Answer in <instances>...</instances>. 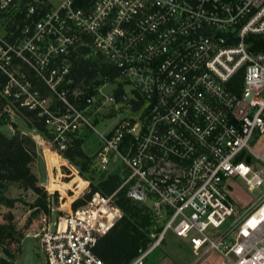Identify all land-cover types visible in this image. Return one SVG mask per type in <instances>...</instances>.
I'll return each instance as SVG.
<instances>
[{
  "label": "built area",
  "instance_id": "1",
  "mask_svg": "<svg viewBox=\"0 0 264 264\" xmlns=\"http://www.w3.org/2000/svg\"><path fill=\"white\" fill-rule=\"evenodd\" d=\"M259 38L264 0H0L3 110L11 119L22 108L37 110L48 131H36L43 151L48 145L63 157L93 129V164L107 170L118 157L113 169H124L115 191H90L75 207L84 192L60 191L67 199L54 221L48 203L34 234L44 264H107L96 248L124 215L121 189L155 219L129 264H145L169 229L198 255L218 250L221 264H264V191L240 210L229 182L264 187ZM82 58L98 69L89 80L74 71ZM99 101L137 116L100 131ZM47 188L50 200L56 189Z\"/></svg>",
  "mask_w": 264,
  "mask_h": 264
},
{
  "label": "trees",
  "instance_id": "2",
  "mask_svg": "<svg viewBox=\"0 0 264 264\" xmlns=\"http://www.w3.org/2000/svg\"><path fill=\"white\" fill-rule=\"evenodd\" d=\"M253 48L255 50H264V39H257ZM74 62V71L77 78L86 77L89 80L98 73L94 61L90 59L82 58ZM101 72L111 73L110 69L106 67L101 68ZM94 92L93 89H89L87 94H93ZM139 104L134 103L133 108L136 109ZM3 107L4 103L0 99V124H13L10 114L4 111ZM17 113L30 128L35 129L44 136H48L44 117L40 116L37 110L22 108ZM46 157L50 159L48 171L49 187L51 189L64 190L69 185V182H76V195L87 190L89 182L87 180H79V178L74 179V177L68 183L56 184L57 177L62 174L59 170L64 163L70 165L74 169V175L78 176L77 168L68 162L67 159L69 161H77V158H83L85 159L83 167H86L89 164L88 162L92 160L83 149L82 138L75 139L74 145L64 152V157L48 146ZM37 158V142L30 134L21 131H14L12 134L0 132V203L13 207L22 200L19 196L8 197L3 194V190L8 184L18 183L24 190L30 189L37 194L35 202L31 205L32 208H35L33 212H39L43 209L47 210L48 194L39 185V178L32 169V163ZM54 168L58 170L56 174L53 172ZM121 181L118 173H111L98 186H93L91 192L99 189L107 194L112 193L117 189ZM89 195L77 199L73 206L83 204ZM71 199L72 196H70V201ZM117 203L124 211V215L109 232L99 239L96 252L107 264H129L137 256L139 249L147 246L150 240L147 233L155 224V219L151 216L147 207L130 199L124 189L118 192ZM22 238V231L17 229L14 223L11 221L0 223V264H15L14 259L17 255L11 244L14 242L20 244Z\"/></svg>",
  "mask_w": 264,
  "mask_h": 264
},
{
  "label": "rangeland",
  "instance_id": "3",
  "mask_svg": "<svg viewBox=\"0 0 264 264\" xmlns=\"http://www.w3.org/2000/svg\"><path fill=\"white\" fill-rule=\"evenodd\" d=\"M110 85L104 89L105 92H111ZM98 106H100V110L94 114L95 121L94 124L96 128L100 131H106L109 128V125L116 121L123 115L127 116H137L134 114L130 108H121L120 110H116L109 105L101 104L99 101ZM12 123H1L0 124V132L6 134H12L14 131L27 132L30 134L35 141L37 142L38 148V158L32 163V169L36 173L39 178V185L43 187V190L48 193L49 185V166L50 159L46 157V152L48 145H45L44 151L43 146L41 145L42 139L37 137L36 130L30 128L26 122L21 119L18 115H14L12 118ZM23 130V131H22ZM87 132L83 137V149L90 157V159H94V152L98 147V135L95 130L88 128ZM264 141V140H263ZM252 147L255 149H261L260 143H252ZM85 159L77 158V161H68L74 167L77 168L78 176L74 175V169L70 167V165L62 164L59 171H61V176L57 177L56 184L70 181L73 177L74 179L79 178L82 181H88V188L84 191V196L90 194L93 186H98L101 181H103L107 175L118 173L120 177L124 175V169L118 167L117 169H113L118 164L117 159L113 160L109 164V168L107 170H101L96 165L93 164V160L89 161L86 167H83ZM53 172L56 174L57 169H53ZM58 176V175H57ZM264 176V175H263ZM232 188V196L234 197L238 208H241L246 204L258 199L262 192L264 191V187H256L250 191L244 186V182L242 179H230ZM50 188V187H49ZM69 188L70 195L76 193V182H69V185L64 188V190L56 189V193L53 198L48 200L50 203V207H54L57 209L52 212L51 216L53 221L56 220L58 216V211H62L65 207L63 205L64 201L67 199L66 197H62L60 191L64 194L66 193V189ZM51 189V188H50ZM3 194L8 197H21V201L17 202L15 206L9 207L2 203H0V223L11 221L14 223L20 231L23 233V238L19 243H12L11 247L16 251V258L14 259L15 264H44L46 263V255L40 245L39 238L35 237V232L39 231L40 227L43 223L44 213L49 211V206L46 209H43L39 212H33L35 208H32V203L35 202L37 194L32 190H24L18 183H10L3 190ZM60 207V208H58ZM19 248V250H18ZM225 260L223 255L216 249L209 251L208 253L196 254L192 249L190 240L188 238H184L182 236H178L174 233L173 230L169 229L165 234V239L163 242L156 247L145 259L146 264H221V262Z\"/></svg>",
  "mask_w": 264,
  "mask_h": 264
},
{
  "label": "crops",
  "instance_id": "4",
  "mask_svg": "<svg viewBox=\"0 0 264 264\" xmlns=\"http://www.w3.org/2000/svg\"><path fill=\"white\" fill-rule=\"evenodd\" d=\"M23 131V130H22ZM146 264V263H145ZM172 264V263H171Z\"/></svg>",
  "mask_w": 264,
  "mask_h": 264
},
{
  "label": "bare ground",
  "instance_id": "5",
  "mask_svg": "<svg viewBox=\"0 0 264 264\" xmlns=\"http://www.w3.org/2000/svg\"><path fill=\"white\" fill-rule=\"evenodd\" d=\"M48 185H49V183H48Z\"/></svg>",
  "mask_w": 264,
  "mask_h": 264
}]
</instances>
